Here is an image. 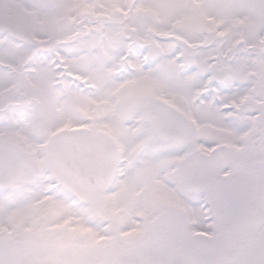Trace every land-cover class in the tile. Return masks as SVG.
<instances>
[{
    "label": "snow or ice",
    "instance_id": "6c2138e0",
    "mask_svg": "<svg viewBox=\"0 0 264 264\" xmlns=\"http://www.w3.org/2000/svg\"><path fill=\"white\" fill-rule=\"evenodd\" d=\"M0 264H264V0H0Z\"/></svg>",
    "mask_w": 264,
    "mask_h": 264
}]
</instances>
